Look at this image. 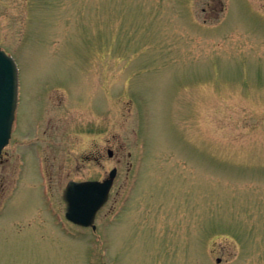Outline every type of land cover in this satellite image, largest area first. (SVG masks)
<instances>
[{"label": "rangeland", "instance_id": "obj_1", "mask_svg": "<svg viewBox=\"0 0 264 264\" xmlns=\"http://www.w3.org/2000/svg\"><path fill=\"white\" fill-rule=\"evenodd\" d=\"M0 48V264H264V0H0Z\"/></svg>", "mask_w": 264, "mask_h": 264}, {"label": "water", "instance_id": "obj_2", "mask_svg": "<svg viewBox=\"0 0 264 264\" xmlns=\"http://www.w3.org/2000/svg\"><path fill=\"white\" fill-rule=\"evenodd\" d=\"M19 93V69L12 56L0 50V157L10 141ZM112 155V152H109ZM118 170L100 181H70L64 191L66 217L73 223L96 229L98 211L109 198Z\"/></svg>", "mask_w": 264, "mask_h": 264}]
</instances>
